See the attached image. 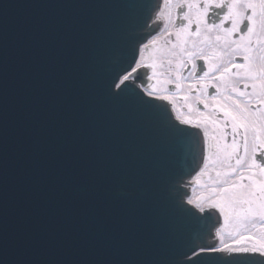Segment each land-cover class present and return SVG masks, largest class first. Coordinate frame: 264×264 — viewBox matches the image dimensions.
I'll list each match as a JSON object with an SVG mask.
<instances>
[{
    "label": "snow or ice",
    "instance_id": "6c2138e0",
    "mask_svg": "<svg viewBox=\"0 0 264 264\" xmlns=\"http://www.w3.org/2000/svg\"><path fill=\"white\" fill-rule=\"evenodd\" d=\"M11 7L0 264H264V0Z\"/></svg>",
    "mask_w": 264,
    "mask_h": 264
},
{
    "label": "water",
    "instance_id": "95a60500",
    "mask_svg": "<svg viewBox=\"0 0 264 264\" xmlns=\"http://www.w3.org/2000/svg\"><path fill=\"white\" fill-rule=\"evenodd\" d=\"M99 2H102V0H0V3L13 5V7L9 9L8 15L10 19L17 22L25 18L51 20L67 17L82 10L64 7V5ZM177 163L182 170L185 168V161L182 156L178 159ZM194 174L195 173H193V175ZM207 215H209V217L213 216L212 213H208ZM216 215L218 216V214ZM160 251L162 252V247Z\"/></svg>",
    "mask_w": 264,
    "mask_h": 264
}]
</instances>
